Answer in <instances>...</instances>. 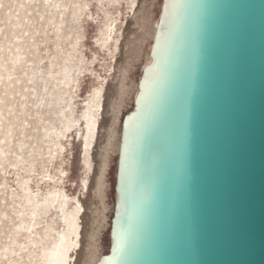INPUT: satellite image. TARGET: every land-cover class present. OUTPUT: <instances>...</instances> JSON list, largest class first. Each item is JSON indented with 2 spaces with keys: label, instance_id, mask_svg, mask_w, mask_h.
<instances>
[{
  "label": "water",
  "instance_id": "1",
  "mask_svg": "<svg viewBox=\"0 0 264 264\" xmlns=\"http://www.w3.org/2000/svg\"><path fill=\"white\" fill-rule=\"evenodd\" d=\"M96 264H264V0H163Z\"/></svg>",
  "mask_w": 264,
  "mask_h": 264
},
{
  "label": "bare ground",
  "instance_id": "2",
  "mask_svg": "<svg viewBox=\"0 0 264 264\" xmlns=\"http://www.w3.org/2000/svg\"><path fill=\"white\" fill-rule=\"evenodd\" d=\"M162 1L19 0L13 12L10 7L3 9L1 19L6 28L0 36V166L9 159L10 152L16 153V163L24 162V149L33 152L27 171L12 195L24 201L29 209V217L21 216L15 227L28 232L25 247L38 245L42 264H96L105 255L102 236L108 226L110 229L115 203H109L108 198L109 169L114 155L117 166L123 118L134 108L138 79L151 61L150 50ZM123 4L128 13L124 20L121 18ZM156 4L157 13L153 10ZM92 5L94 11L90 10ZM88 19L98 25L95 42L105 51L106 57L100 66L106 75L84 67L90 71L95 84L88 95L80 99L82 72L81 67L72 63L76 58L72 51L84 47L82 22ZM31 21L54 29L56 35H63L64 44L67 42L71 50L63 44L56 57L64 49L67 61L61 65L50 62L45 69L34 62L27 65L31 61L29 49L37 51ZM132 27L139 34L131 45L125 39ZM129 52L135 57L129 56ZM136 66L138 74L132 78ZM15 94L39 103L33 111L37 119L26 122L29 128L21 123L17 130L14 119L18 116L5 115L7 108L11 112L18 110L25 122V102L21 101L18 109L12 106L11 97ZM47 112L49 117L45 116ZM72 132L80 149L83 171L80 185L86 197L68 194L63 185L65 142H69ZM38 142L45 144L42 150L33 147L32 144ZM15 144L20 151H16ZM56 161L59 167L49 169ZM30 172H34V177ZM40 184L45 185L44 189ZM4 200L0 196V234L8 221L6 217L9 219L6 207L1 204ZM41 219L54 225L51 231L47 230L50 233L46 238L36 230ZM14 240L13 236L7 243L1 242L0 250L8 248Z\"/></svg>",
  "mask_w": 264,
  "mask_h": 264
},
{
  "label": "rangeland",
  "instance_id": "3",
  "mask_svg": "<svg viewBox=\"0 0 264 264\" xmlns=\"http://www.w3.org/2000/svg\"><path fill=\"white\" fill-rule=\"evenodd\" d=\"M19 0H0V36L3 35V31L6 28V24L4 23V20L1 19V16L3 14V9L5 7H10V11L13 12L18 5ZM161 0H158V3ZM91 11H94L95 8L92 5L90 7ZM154 12H158V6L156 4L155 8L153 9ZM7 14L9 10L5 11ZM122 20H124L125 16H128L126 5L123 4L122 7ZM37 17V13L35 14ZM41 20V19H40ZM27 19H25V22ZM30 24V22H29ZM31 27L33 29V37L34 41L37 43V51L34 52L32 48L29 49L28 57L31 59L27 63V65H30L32 62H34L36 65L42 67L45 69L47 66H50V62H58L60 65L64 63L66 60V55L64 49H61V53L56 57V52L59 51V49L63 46L64 41L62 40L63 35L61 34H55V30L48 27H43L40 24H37L35 21H31ZM82 31L83 34L82 38V45L84 47L80 51H72L73 54L76 55V58L72 60L73 65L75 67H81V84L79 94L80 99H84L90 90L92 89V86L95 84V79L91 75L90 71L83 69L84 67H91L96 72H100L103 76L106 75L104 69L102 66H100V63L102 62V59L106 57L105 51H103L98 44H96L95 39L98 34V25L95 23V21H92L88 19L87 21L82 22ZM73 30V29H72ZM139 34V31L136 30V28L129 29L128 36L125 39L126 42H131V45L135 39V36ZM128 39V40H127ZM16 40V38H14ZM64 47L70 51V47L65 42ZM129 48V47H128ZM130 49V48H129ZM127 49L125 48V51ZM129 56L135 57V54H132L129 52ZM128 57V58H131ZM92 59H95L92 64H89L88 62ZM138 74V67H135V70L131 74L132 78H136ZM25 102L24 108L26 109V113L23 116V119H25V122L22 121V118L20 117L21 113L17 110V112H11L10 108H7V111L5 113L6 116L9 114L11 115H17L18 117L14 119L15 125L14 127L18 130L20 129L19 124H23L27 128L30 127V124L27 125L26 122L31 121L32 119H37L34 115L33 111L36 108V105H38V102L28 100L24 98L21 94H15L14 97H11V103L14 108H20V102ZM125 111L123 110V114ZM46 117H49V113L47 112L45 114ZM58 124V123H56ZM37 130V129H35ZM69 142H65L66 144V151L63 154L64 162L62 164V167L66 170V175L64 176V187L68 194L70 195H78L81 194V196L86 197V193L82 189L81 179L83 177V171H82V164L80 162V149L77 140L74 138V132L71 133L68 137ZM75 140V141H74ZM34 148L43 149L45 144L43 143H33L32 144ZM16 151H20L17 147V144H15ZM23 154L25 156L24 162L16 163L14 162L16 158L15 152L8 153L9 159L5 161V163L0 166V196L4 197L5 200L1 201V204L6 207L7 212L9 214V219L6 222V225L4 227V231L1 232V242H8L11 237L14 236V242L10 243L8 245V248L0 250V264H42V260L40 259V254L38 245H31L28 244V247H25L27 244V238L26 234L28 232H24L23 229H18L15 227V223L19 220L21 216L29 217L28 211L29 209L25 205L24 201L18 199L17 197H14L12 195L13 192L16 191L19 181L22 179L23 175L27 171L30 156L33 155V152L28 151L27 149L23 150ZM116 155L112 157V163L111 167L109 169L108 179L111 183L109 191H108V198L109 203H112L115 201V161ZM16 163L14 166L13 164ZM57 168L59 167L58 162H54L51 165H49V169L51 168ZM32 177H34V172L29 173ZM42 189H44L45 185L40 184ZM113 190V191H112ZM83 193V195H82ZM54 225L48 224L47 219H41L40 223L36 226V230L40 232V235L44 238L49 236V233L51 231V228ZM59 229H62V226L59 227ZM47 230H50L47 232ZM18 231V232H17ZM109 226L104 230L103 236H102V243L104 246L103 253H107L109 249ZM38 234L36 235V237ZM52 241V237L49 239ZM51 246V245H50ZM20 253L27 255L22 256Z\"/></svg>",
  "mask_w": 264,
  "mask_h": 264
}]
</instances>
